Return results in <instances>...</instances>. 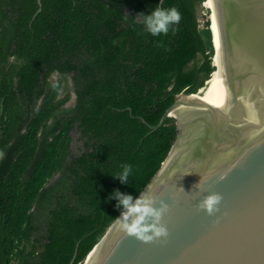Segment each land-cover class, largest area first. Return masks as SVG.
Listing matches in <instances>:
<instances>
[{
  "label": "trees",
  "instance_id": "obj_1",
  "mask_svg": "<svg viewBox=\"0 0 264 264\" xmlns=\"http://www.w3.org/2000/svg\"><path fill=\"white\" fill-rule=\"evenodd\" d=\"M203 2L163 0L182 19L154 37L135 19L159 0H0V264H82L122 211L110 194L135 198L150 180L176 127L140 118L155 125L216 69ZM42 66L74 73V106L56 99L58 83L38 84ZM74 122L81 153L70 150ZM123 164L127 184L114 176Z\"/></svg>",
  "mask_w": 264,
  "mask_h": 264
},
{
  "label": "water",
  "instance_id": "obj_2",
  "mask_svg": "<svg viewBox=\"0 0 264 264\" xmlns=\"http://www.w3.org/2000/svg\"><path fill=\"white\" fill-rule=\"evenodd\" d=\"M205 4L216 71L197 91L176 94L155 125L140 118L150 130L166 117L176 127L136 196L168 205L161 218L168 235L152 242L125 235L120 212L82 264H264V0ZM211 192L222 200L208 215L197 204Z\"/></svg>",
  "mask_w": 264,
  "mask_h": 264
},
{
  "label": "clouds",
  "instance_id": "obj_3",
  "mask_svg": "<svg viewBox=\"0 0 264 264\" xmlns=\"http://www.w3.org/2000/svg\"><path fill=\"white\" fill-rule=\"evenodd\" d=\"M181 19L182 14L175 6L165 8L163 7V0H160L159 4L148 14L138 13L135 23L142 24L146 31L155 37L167 34L173 25L179 24ZM2 155L3 153H0V156ZM121 169V172L114 176L122 184H127L133 167L129 164H123ZM186 174L190 173L184 175ZM200 183L201 178L196 185ZM181 190L183 191L182 188ZM110 198H115L117 201L115 206L122 208L120 216L117 217V222L125 235L133 236L141 242H152L154 239L167 237L168 230L161 223L162 215L168 210V205L164 201H159V206L156 207L154 206L156 198L153 196L140 194L134 198L132 195L118 190L111 193ZM221 200V194L211 192L198 202L197 208L203 209L208 215H212L218 211Z\"/></svg>",
  "mask_w": 264,
  "mask_h": 264
},
{
  "label": "flooded vegetation",
  "instance_id": "obj_4",
  "mask_svg": "<svg viewBox=\"0 0 264 264\" xmlns=\"http://www.w3.org/2000/svg\"><path fill=\"white\" fill-rule=\"evenodd\" d=\"M46 72L47 68L42 66L41 71L37 75L36 81H38V84L43 86L45 80L50 83H58L59 86L56 92V99H62L68 95L62 107L69 108L74 106L76 102V93L74 91V85L72 81V76L74 73L69 71L63 74L59 69L54 68L48 72L46 76H44ZM34 90H37V86L34 88ZM42 97L43 95H40L38 98L35 97L33 99L34 102L36 101L37 106L40 103ZM70 135L72 137V141L70 142L71 152L78 151V153H81L85 148L84 139L81 138V133L76 122L73 123V128L70 131Z\"/></svg>",
  "mask_w": 264,
  "mask_h": 264
},
{
  "label": "rangeland",
  "instance_id": "obj_5",
  "mask_svg": "<svg viewBox=\"0 0 264 264\" xmlns=\"http://www.w3.org/2000/svg\"><path fill=\"white\" fill-rule=\"evenodd\" d=\"M203 6H206L205 3H201L198 5L197 7V17H198V21H199V27H203L204 22L207 21V16L204 15V11L202 10ZM200 58V55L198 56V59Z\"/></svg>",
  "mask_w": 264,
  "mask_h": 264
},
{
  "label": "bare ground",
  "instance_id": "obj_6",
  "mask_svg": "<svg viewBox=\"0 0 264 264\" xmlns=\"http://www.w3.org/2000/svg\"><path fill=\"white\" fill-rule=\"evenodd\" d=\"M204 3H205V2H204ZM205 5H206V4H205ZM214 62L216 63V57H215V59H214ZM215 71H216V70H215ZM215 71H214V72H215ZM214 72L211 74V76L214 74ZM211 76L209 77V79L211 78ZM209 79H208V80H209ZM208 80L206 81V83L208 82Z\"/></svg>",
  "mask_w": 264,
  "mask_h": 264
}]
</instances>
